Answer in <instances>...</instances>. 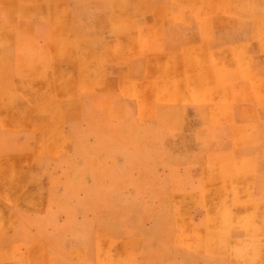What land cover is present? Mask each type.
<instances>
[{"label": "crops", "instance_id": "0c3cea01", "mask_svg": "<svg viewBox=\"0 0 264 264\" xmlns=\"http://www.w3.org/2000/svg\"><path fill=\"white\" fill-rule=\"evenodd\" d=\"M86 177L124 264L134 192L141 264H264V0H0V264Z\"/></svg>", "mask_w": 264, "mask_h": 264}, {"label": "rangeland", "instance_id": "374dc122", "mask_svg": "<svg viewBox=\"0 0 264 264\" xmlns=\"http://www.w3.org/2000/svg\"><path fill=\"white\" fill-rule=\"evenodd\" d=\"M86 172H91V166L86 168ZM74 189L76 190V188ZM77 189L78 192L70 193V203H68L75 204V208L65 209L66 212H72L69 215V220L75 223L57 228L54 226L53 228L54 232L64 233L63 241L52 242L63 245L61 248L62 253L56 257V260L53 259V263L61 264L64 261V264H124V259L120 257V251L124 250V243L110 238L111 236H120V233L124 232L125 226L123 223L119 224L117 222L108 224V218L105 216L104 219L102 218L105 223H94L98 219L97 216H99V207H96L95 203L96 193L94 192L92 177H86L83 185L79 182ZM142 196L145 195L140 192H134L133 194V264H141V239L139 236H141L140 205ZM77 205L79 206L78 209H76ZM115 220L117 221V219ZM77 221L78 223H76ZM48 243L50 242L45 240L38 242L37 256L33 260L34 264H50V258L47 259L49 255L47 253V250H49ZM94 249L97 251H94ZM25 260L24 258L21 264H25Z\"/></svg>", "mask_w": 264, "mask_h": 264}]
</instances>
